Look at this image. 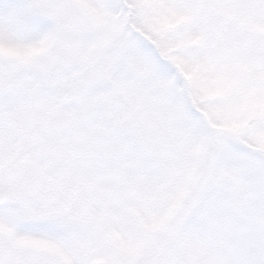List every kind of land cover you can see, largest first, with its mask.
<instances>
[{"label":"snow or ice","instance_id":"6c2138e0","mask_svg":"<svg viewBox=\"0 0 264 264\" xmlns=\"http://www.w3.org/2000/svg\"><path fill=\"white\" fill-rule=\"evenodd\" d=\"M0 264H264V0H0Z\"/></svg>","mask_w":264,"mask_h":264}]
</instances>
